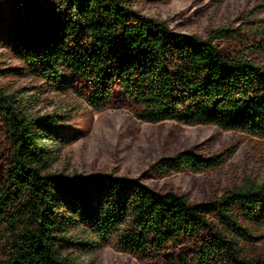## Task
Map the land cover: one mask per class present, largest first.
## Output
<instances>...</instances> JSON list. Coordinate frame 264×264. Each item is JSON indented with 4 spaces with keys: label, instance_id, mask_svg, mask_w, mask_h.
I'll use <instances>...</instances> for the list:
<instances>
[{
    "label": "trees",
    "instance_id": "1",
    "mask_svg": "<svg viewBox=\"0 0 264 264\" xmlns=\"http://www.w3.org/2000/svg\"><path fill=\"white\" fill-rule=\"evenodd\" d=\"M67 1L71 16L62 23L51 13H29L31 32L18 24L10 29V41L35 73L61 83L62 70H68L88 80L92 92L85 99L96 110L105 108L118 82L141 103L136 117L142 121L174 120L264 137V64L243 51L223 53L216 39L229 29L213 28L200 37L175 32L124 0ZM24 4L21 0L19 7ZM80 26L86 44L78 53L66 44ZM0 112L13 145L0 185V264H78L64 251L92 238L67 235L61 209L73 203V209H82L77 215L85 222L83 230L102 244L113 239L121 251L160 256L169 246L193 240L188 254L164 264H209L215 258L264 264L263 255L246 252L241 241L247 230L234 216L238 207L248 219L264 218V184L246 178L217 199L193 203L173 189L157 192L137 178L51 172L34 132L37 121L19 113L14 96L1 88ZM222 160V154L178 152L158 159L149 171L156 176L199 171ZM211 219L232 235L216 227L201 240Z\"/></svg>",
    "mask_w": 264,
    "mask_h": 264
},
{
    "label": "rangeland",
    "instance_id": "2",
    "mask_svg": "<svg viewBox=\"0 0 264 264\" xmlns=\"http://www.w3.org/2000/svg\"><path fill=\"white\" fill-rule=\"evenodd\" d=\"M0 0V88L14 96L19 113L35 121L34 132L50 158L48 169L55 173L99 176L111 173L137 178L157 192L173 189L193 203L217 199L227 189L240 186L246 178L264 184V137L212 125H189L174 120L142 121L136 117L141 103L128 95L118 82L101 110L85 99L92 92L91 83L62 70L65 81L55 82L34 72L9 39L14 24L32 31L28 17L51 13L59 23L71 16L67 0ZM141 15L164 20L175 32L205 37L213 28L229 31L216 42L223 53L237 51L264 64V0H124ZM86 44L82 26L67 47L78 53ZM190 151L200 157L222 154L216 166L199 171L182 170L156 176L149 166L160 158ZM13 152L6 135L4 116L0 112V185ZM75 203L61 209L68 223L67 235L92 238L85 246L64 251L78 264H164L165 260L188 254L192 241L179 247L169 246L160 256L133 254L118 250L113 239L100 243L84 231L85 222L73 209ZM70 210H73L70 212ZM234 216L247 230L242 240L251 255L264 256V218L248 219L238 207ZM201 232V240L213 234L214 228L230 234L219 222ZM213 226V227H212ZM81 240V239H80ZM209 264H227L215 258Z\"/></svg>",
    "mask_w": 264,
    "mask_h": 264
}]
</instances>
